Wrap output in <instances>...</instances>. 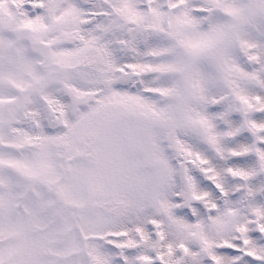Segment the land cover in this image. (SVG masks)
Returning <instances> with one entry per match:
<instances>
[{
	"label": "snow or ice",
	"instance_id": "obj_1",
	"mask_svg": "<svg viewBox=\"0 0 264 264\" xmlns=\"http://www.w3.org/2000/svg\"><path fill=\"white\" fill-rule=\"evenodd\" d=\"M0 264H264V0H0Z\"/></svg>",
	"mask_w": 264,
	"mask_h": 264
}]
</instances>
